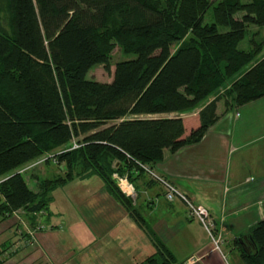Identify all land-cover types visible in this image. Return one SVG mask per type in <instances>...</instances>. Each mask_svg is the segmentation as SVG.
<instances>
[{
	"label": "trees",
	"instance_id": "trees-1",
	"mask_svg": "<svg viewBox=\"0 0 264 264\" xmlns=\"http://www.w3.org/2000/svg\"><path fill=\"white\" fill-rule=\"evenodd\" d=\"M10 3L11 33L0 30V221L44 211L54 188L95 175L154 243L156 252L140 264H182L112 175L131 183L132 168L152 167L164 149L197 142L218 118L217 100L234 110L264 97V57H257L264 40L252 34L249 48L238 47L250 26L264 27V0ZM115 46L135 57L117 61L110 82L88 79L95 64L110 72ZM212 95L184 137L179 114ZM72 140L80 145L68 149ZM49 154L55 159L46 162L62 173L35 191L19 168ZM235 244L243 264H264V219Z\"/></svg>",
	"mask_w": 264,
	"mask_h": 264
},
{
	"label": "crops",
	"instance_id": "crops-1",
	"mask_svg": "<svg viewBox=\"0 0 264 264\" xmlns=\"http://www.w3.org/2000/svg\"><path fill=\"white\" fill-rule=\"evenodd\" d=\"M214 97L179 114L184 137L199 126V111ZM216 113V122L197 142L175 152L164 149L163 158L152 167L143 165L129 172L138 215L176 263L230 264L229 252L235 255L236 264H243L235 239L264 219V97L234 110L226 109L220 99ZM35 168L26 178L35 191L39 181L58 175L51 177L45 164ZM153 175L165 178L207 209L213 232L220 237L219 250L205 225L188 214L179 197L165 198L163 185ZM93 182L91 176L75 177L54 188L47 209L27 216L31 225L21 228L16 220V238L9 237L14 227L0 231V250L16 249V264H140L153 255L154 243L133 216L99 181ZM58 192L74 199L69 208L54 204ZM37 224H42L40 230ZM28 232H36L35 237Z\"/></svg>",
	"mask_w": 264,
	"mask_h": 264
},
{
	"label": "rangeland",
	"instance_id": "rangeland-1",
	"mask_svg": "<svg viewBox=\"0 0 264 264\" xmlns=\"http://www.w3.org/2000/svg\"><path fill=\"white\" fill-rule=\"evenodd\" d=\"M11 0H0V30L2 32H5L7 34L11 33V26H10V22H11ZM215 1V0H212ZM242 2H249L250 0H241ZM211 7L208 9V11L205 13L204 15V22H209L211 21ZM237 16H239V13L236 14ZM253 34V38L254 40L259 43L262 40H264V27L261 28H257L255 26H250L249 31L246 33V36L244 37L243 40H241L238 44L239 48H243V49H247L250 47V38L252 37ZM177 47V44H173L172 45V50L175 49ZM135 54L134 53H125L123 52L122 48L119 46H115L114 49L111 51L110 53V72L105 71L103 65L100 64H95L93 65L89 71L86 74V77L88 79H92V80H96L99 82H110L112 80V75H113V71H114V66L115 63L121 59H130V58H134ZM258 58H263L264 57V45L261 48V52L257 55ZM222 91V90H221ZM73 141H71L70 143V147L73 145ZM76 141V140H75ZM68 146V147H69ZM70 149V148H69ZM42 157V156H41ZM32 160L30 162H28L27 164L21 166V170H23V172H20L23 176H25V178H27L28 174L29 176H31L32 174L30 173L32 171L33 168H35V171H37L39 169V165L41 164H45L49 169H50V175L51 177H53V175H57V174H61L62 170L55 165L52 161L50 162H46V160L44 162H37V159ZM55 161V160H53ZM94 179V184L96 183V181L100 182V179L93 175L91 176ZM1 179V178H0ZM61 191V190H60ZM55 197V203H58L60 205H62V208H69L71 206V203L73 202L74 199L69 198L68 195H64L61 192H58L57 194L54 195ZM12 219H5L0 221V231H5V230H12L14 227L16 229V220L17 223L20 224L22 226V228H26L27 226L31 225L29 223V219L27 217V215L24 216L23 212L19 211V213L15 215H12ZM43 220L46 218V215H43ZM53 218V216L51 217ZM38 227V229L36 230H40V226L41 225H36ZM206 233L208 234V230H206V227L204 226ZM15 229L9 232V234L11 233V235L9 236L10 239L16 238V234H15ZM35 229V228H34ZM37 232V231H36ZM35 232V233H36ZM35 233L34 232H28L29 236L35 237ZM8 237V238H9ZM30 238V237H29ZM209 238V237H208ZM4 248V247H3ZM11 249V248H10ZM16 249L14 250H7L5 248V250H0V264H16ZM228 262L230 264H236L237 260L235 259V255L233 253H229L228 252Z\"/></svg>",
	"mask_w": 264,
	"mask_h": 264
},
{
	"label": "built area",
	"instance_id": "built-area-1",
	"mask_svg": "<svg viewBox=\"0 0 264 264\" xmlns=\"http://www.w3.org/2000/svg\"><path fill=\"white\" fill-rule=\"evenodd\" d=\"M80 144L78 142H76L75 140L73 141V145L69 148H75L78 147ZM61 152V151H59ZM58 152V153H59ZM49 157H54L53 154H49L46 156H42L40 159H37V162H44L47 158ZM55 159V157H54ZM143 166V165H141ZM148 170V169H147ZM149 171V170H148ZM19 172H23V170L19 169ZM164 187V196L167 200H172L175 197H179L186 205L187 210H188V214L196 219H198L199 221H201L205 227L206 230H208L210 238L212 239V241L215 244V248L219 250L220 246H219V236L215 235L213 232V222L212 219L210 218L207 209L202 206V205H198L195 204L194 202H192V200H190L186 195L180 193L177 188L172 185L170 182H168L165 178L163 177H159V176H155L153 175ZM112 177L116 180L117 185L119 186L120 190L128 197H130L132 199V201H134L135 197H136V190H134L133 186L131 185V183L127 180V178L121 177L119 176L117 173H114L112 175ZM123 182L127 183L130 186L129 190H125L123 189ZM192 259V257H190Z\"/></svg>",
	"mask_w": 264,
	"mask_h": 264
},
{
	"label": "bare ground",
	"instance_id": "bare-ground-1",
	"mask_svg": "<svg viewBox=\"0 0 264 264\" xmlns=\"http://www.w3.org/2000/svg\"><path fill=\"white\" fill-rule=\"evenodd\" d=\"M122 188L125 189V190H129L130 186L127 183L123 182V187Z\"/></svg>",
	"mask_w": 264,
	"mask_h": 264
},
{
	"label": "water",
	"instance_id": "water-1",
	"mask_svg": "<svg viewBox=\"0 0 264 264\" xmlns=\"http://www.w3.org/2000/svg\"><path fill=\"white\" fill-rule=\"evenodd\" d=\"M239 242L241 243L242 247L244 248V245H243V243H242V241L240 239H239Z\"/></svg>",
	"mask_w": 264,
	"mask_h": 264
}]
</instances>
